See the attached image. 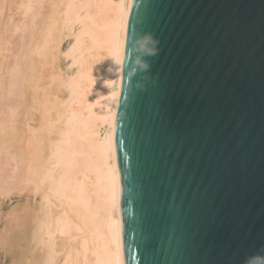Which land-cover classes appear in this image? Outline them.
<instances>
[{
	"label": "water",
	"instance_id": "obj_1",
	"mask_svg": "<svg viewBox=\"0 0 264 264\" xmlns=\"http://www.w3.org/2000/svg\"><path fill=\"white\" fill-rule=\"evenodd\" d=\"M111 141L124 264L264 255V0H132Z\"/></svg>",
	"mask_w": 264,
	"mask_h": 264
},
{
	"label": "bare ground",
	"instance_id": "obj_2",
	"mask_svg": "<svg viewBox=\"0 0 264 264\" xmlns=\"http://www.w3.org/2000/svg\"><path fill=\"white\" fill-rule=\"evenodd\" d=\"M131 4L0 0L4 264H124L111 138Z\"/></svg>",
	"mask_w": 264,
	"mask_h": 264
},
{
	"label": "clouds",
	"instance_id": "obj_3",
	"mask_svg": "<svg viewBox=\"0 0 264 264\" xmlns=\"http://www.w3.org/2000/svg\"><path fill=\"white\" fill-rule=\"evenodd\" d=\"M138 55L134 61L135 68L133 73L146 72L150 65L145 59L146 57L154 56L156 54V41L151 35H146L138 42ZM111 71V69H109ZM246 264H264V255H255L250 257Z\"/></svg>",
	"mask_w": 264,
	"mask_h": 264
},
{
	"label": "rangeland",
	"instance_id": "obj_4",
	"mask_svg": "<svg viewBox=\"0 0 264 264\" xmlns=\"http://www.w3.org/2000/svg\"><path fill=\"white\" fill-rule=\"evenodd\" d=\"M20 198H17V197H13V201L12 200H10L9 201V204H11V203H13V204H16V203H18V200H19ZM3 253V252H2ZM1 253V251H0V262L2 263V264H4V263H8L9 262V260H10V258L8 259V258H5V256L3 255ZM4 258H5V261H3L4 260Z\"/></svg>",
	"mask_w": 264,
	"mask_h": 264
}]
</instances>
